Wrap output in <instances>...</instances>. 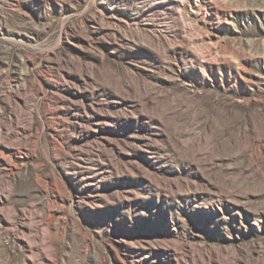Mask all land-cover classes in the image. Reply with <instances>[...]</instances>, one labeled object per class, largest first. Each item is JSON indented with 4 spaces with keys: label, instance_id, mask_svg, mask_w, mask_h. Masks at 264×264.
I'll return each mask as SVG.
<instances>
[{
    "label": "rangeland",
    "instance_id": "1",
    "mask_svg": "<svg viewBox=\"0 0 264 264\" xmlns=\"http://www.w3.org/2000/svg\"><path fill=\"white\" fill-rule=\"evenodd\" d=\"M0 264H264V0H0Z\"/></svg>",
    "mask_w": 264,
    "mask_h": 264
}]
</instances>
